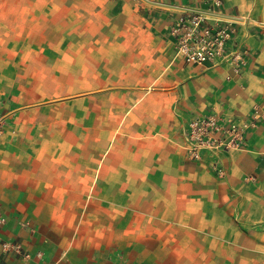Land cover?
<instances>
[{"label": "crops", "instance_id": "obj_1", "mask_svg": "<svg viewBox=\"0 0 264 264\" xmlns=\"http://www.w3.org/2000/svg\"><path fill=\"white\" fill-rule=\"evenodd\" d=\"M206 116L240 146L193 159ZM0 215V264H264V0H0Z\"/></svg>", "mask_w": 264, "mask_h": 264}, {"label": "built area", "instance_id": "obj_2", "mask_svg": "<svg viewBox=\"0 0 264 264\" xmlns=\"http://www.w3.org/2000/svg\"><path fill=\"white\" fill-rule=\"evenodd\" d=\"M181 25L185 33L178 42V51L184 61L190 65L214 64L226 57L229 33L218 29L212 31L202 26V19L193 16ZM238 55L234 56V59ZM242 128L234 122H223L214 116H206L192 120L188 126L187 148L193 159L199 158L201 150L230 151L240 146ZM5 218L0 215V248L6 256L14 255L22 260L31 258L19 242H9L2 238ZM40 256V255H38Z\"/></svg>", "mask_w": 264, "mask_h": 264}]
</instances>
